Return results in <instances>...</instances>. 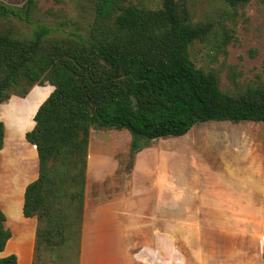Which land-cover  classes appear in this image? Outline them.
I'll return each instance as SVG.
<instances>
[{
    "label": "trees",
    "instance_id": "16d2710c",
    "mask_svg": "<svg viewBox=\"0 0 264 264\" xmlns=\"http://www.w3.org/2000/svg\"><path fill=\"white\" fill-rule=\"evenodd\" d=\"M149 1L154 0H90L86 36L55 37L45 26L22 35L11 22L27 20L33 0H24L20 9L0 0V103L11 95L23 97L33 85L52 87L24 132L37 160L36 177L24 186L21 204L22 215L36 219L32 264H56L54 257L69 261L73 251L77 262L91 127L127 130L134 154L150 140L184 135L200 122L264 125V82L220 90L216 76L188 55L208 24L191 23L177 0ZM222 1L236 6L249 0ZM1 210L0 251L10 235ZM43 253L52 257L46 260ZM0 264L18 263L8 254Z\"/></svg>",
    "mask_w": 264,
    "mask_h": 264
},
{
    "label": "rangeland",
    "instance_id": "374dc122",
    "mask_svg": "<svg viewBox=\"0 0 264 264\" xmlns=\"http://www.w3.org/2000/svg\"><path fill=\"white\" fill-rule=\"evenodd\" d=\"M2 1L18 9L24 4V0ZM177 1L186 8L191 23H206L209 26L202 39L189 45L188 55L196 67L216 76L220 90L231 92L258 81L264 82L261 69L264 54V0H249L246 4L236 6H229L222 0ZM149 3L156 5L155 0ZM27 17V20L11 18L16 30L22 35L29 36L39 26H45L50 36H86L92 10L90 0H33ZM51 89L50 85H33L23 97L11 95L0 103L4 135V143L0 148V209L12 221L18 218L24 186L36 177L35 149L24 139V132L32 127V116ZM106 130L91 127L90 139L93 141L98 139V134H108ZM151 143L153 150L142 157L146 170L153 174L151 182H146L148 189L155 183L156 176H160L157 171L160 146L167 150L169 159L177 161L178 165L169 164L167 175L168 217L172 219L170 224L177 223L176 230H173L172 238L168 237L165 259L152 258L149 264H211L218 257H222L223 261L229 259L232 264H240L241 255L246 256V264H264V231L253 234L260 228L264 229V213L217 214L211 217L204 213L187 212L197 209L190 197L198 193L203 179L207 177L205 170L208 167L217 168L222 160L240 165L255 163L260 172L253 176L264 183V125L257 121L209 120L193 125L182 136L159 138ZM135 153L131 154L127 146L112 156V161L117 163L116 182L108 191L95 183L88 184L87 201L90 204L97 201L96 196L101 195V192L111 193V188L119 189V176L129 173ZM250 164L249 167H252ZM198 178L200 180H196ZM108 182L104 181V185H108ZM249 186H253L251 188L254 190L258 188L252 182ZM177 193L184 195L183 203L175 202ZM260 193L264 196V189ZM187 199L188 203H185ZM182 207L184 212L180 211ZM227 218L232 222L231 225L238 226L241 223L247 229H208L207 222ZM7 250L15 251L19 258L25 259L28 256V242L10 240ZM44 255L46 260L52 257L48 253ZM53 260L56 264H74V251L69 261H61L56 257Z\"/></svg>",
    "mask_w": 264,
    "mask_h": 264
},
{
    "label": "crops",
    "instance_id": "0c3cea01",
    "mask_svg": "<svg viewBox=\"0 0 264 264\" xmlns=\"http://www.w3.org/2000/svg\"><path fill=\"white\" fill-rule=\"evenodd\" d=\"M124 130L108 129L106 130L108 134H98V139L93 141L88 134L76 264H149L152 258L165 259L168 237L172 238L173 230H176L177 223L170 224L169 221L172 219L168 217L170 209L167 175L169 164L177 166L178 163L169 159L167 150L161 149L163 146H160L157 159V171L160 176H156L155 183L148 189L146 182H151L153 174L152 171L146 170L142 157L153 150L154 146L151 143L153 140L135 153L129 173H121L118 180L121 183L119 189L111 188L109 190L111 193L101 192L93 204L87 201L88 184L95 183L108 191L116 182L117 163L112 161V156L118 150L129 147L130 136L127 135L129 134L127 130ZM247 164H233L229 160H222L217 168L208 167L205 170L208 173L207 177L203 179L198 193L190 197V201H193L197 209L187 212L204 213L211 217L217 214L246 212L263 214L264 196L260 192L264 189V183H260L253 176L260 172L255 163ZM249 164L253 166L249 167ZM107 180L108 185H104V181ZM250 182L256 183L258 188L252 189L254 187L249 186ZM183 197L184 195L180 196L177 193L175 202L183 203L184 201L181 202L184 200ZM185 203H188V199ZM21 204L18 218L14 221L3 213V224L10 235L0 251V257L14 254L18 264H32L36 219L34 216H23ZM180 211L184 212V207L180 208ZM231 223L228 218L221 221L213 219L207 222V227L212 230L247 229L244 224L240 223L237 226ZM261 231L264 229L260 228L253 234H259ZM10 240L13 242L27 240V258L21 259L15 251L6 249V244ZM241 260L240 264H246V256L241 255ZM210 263L232 264L229 259L223 261L222 257Z\"/></svg>",
    "mask_w": 264,
    "mask_h": 264
},
{
    "label": "water",
    "instance_id": "95a60500",
    "mask_svg": "<svg viewBox=\"0 0 264 264\" xmlns=\"http://www.w3.org/2000/svg\"><path fill=\"white\" fill-rule=\"evenodd\" d=\"M51 90H52V89H51ZM51 90H50V91H51ZM43 100H44V99H43ZM43 100H42V101H43ZM42 101H41V102H42ZM41 102H40V103H41ZM40 103H39V104H40ZM37 107H38V106H37ZM25 132H26V131H25Z\"/></svg>",
    "mask_w": 264,
    "mask_h": 264
}]
</instances>
